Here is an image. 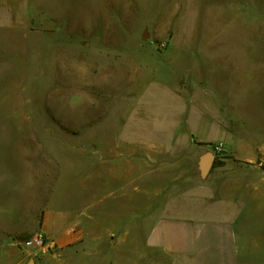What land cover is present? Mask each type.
I'll use <instances>...</instances> for the list:
<instances>
[{"label":"rangeland","instance_id":"1","mask_svg":"<svg viewBox=\"0 0 264 264\" xmlns=\"http://www.w3.org/2000/svg\"><path fill=\"white\" fill-rule=\"evenodd\" d=\"M4 89L13 97V126L3 111L0 205L13 207V238L0 242L13 264H171L149 252L147 240L158 218L196 210L183 207L187 192L140 214L120 200L111 216L104 207L91 213V191L111 182L107 157L120 151L113 141L122 127L183 124L190 111L206 124L208 116L211 142L173 146L198 175L195 194L213 195L206 207L235 175L264 169L237 160L234 150L251 127L264 134V0H0ZM209 155L222 166L204 176ZM175 169L152 172L146 188L178 179ZM47 209L76 213L71 238L46 252L25 247L44 233ZM2 227L11 225L5 219Z\"/></svg>","mask_w":264,"mask_h":264},{"label":"crops","instance_id":"2","mask_svg":"<svg viewBox=\"0 0 264 264\" xmlns=\"http://www.w3.org/2000/svg\"><path fill=\"white\" fill-rule=\"evenodd\" d=\"M3 111L9 112L4 121L9 122L8 126L12 127L13 97L7 89L0 92V125L3 122ZM206 118L208 124L204 122L203 115L195 118L194 112L190 111L189 119H185L183 124L177 122L175 125L156 127L151 124L122 127L118 139L113 141L119 144L120 151L112 152L107 157L115 167L111 182L108 181L103 188L91 191V213L104 207L113 216L117 202L128 199L130 207L137 209L140 214L146 207L159 205L157 203L162 198L174 200L170 193L181 190L187 192L181 197V200L186 201L183 207L194 206L196 210H188L178 215L169 214L155 220L147 240L149 252L169 257L171 264H264V169L254 166L248 170L249 177L243 173L235 175L232 183H226L224 190L218 191L220 194L217 193L216 206L211 204L206 207V198L213 195H203L201 198V195L195 194L194 178L198 175L186 171L184 160L187 158L174 150L173 144L188 143L194 138L199 143H210L209 136H205V131L208 133L210 127V120L208 116ZM200 128L203 130H199ZM222 135V138H228L226 130ZM250 135L249 139L236 138L235 158L251 164L264 162V134L251 127ZM246 144H249V151H244ZM178 160L180 162H176ZM175 168L181 171L178 179L172 174L168 176L169 180L146 188V177L152 172L166 174ZM243 171L246 172L240 170ZM119 184L123 189L122 195L117 194ZM179 185L182 187L177 188ZM140 192L143 193L142 199ZM147 193H151V199H147ZM200 199L201 207L198 205ZM108 200L111 201L110 204ZM197 200L199 201L196 202ZM48 205L47 203L46 207ZM11 206L0 205V241L13 238ZM78 207L80 204L74 207L75 212ZM164 207L175 205L170 203ZM75 215L76 213L72 215L66 211L45 210L42 232L55 244L65 242L71 238L70 233L74 228L72 224L77 223ZM92 216L96 217L97 214H91ZM5 219L11 225L9 230L2 227ZM76 236L79 233L74 231L73 238ZM0 264H13V253L3 248L1 242Z\"/></svg>","mask_w":264,"mask_h":264},{"label":"built area","instance_id":"3","mask_svg":"<svg viewBox=\"0 0 264 264\" xmlns=\"http://www.w3.org/2000/svg\"><path fill=\"white\" fill-rule=\"evenodd\" d=\"M54 245V241L49 239L44 233L36 234L30 240L25 242V247L43 252L50 251L54 248Z\"/></svg>","mask_w":264,"mask_h":264},{"label":"water","instance_id":"4","mask_svg":"<svg viewBox=\"0 0 264 264\" xmlns=\"http://www.w3.org/2000/svg\"><path fill=\"white\" fill-rule=\"evenodd\" d=\"M213 164H214V156L209 155L202 163V173L204 176H206L210 172L211 168L213 167ZM31 264H35V263L32 262Z\"/></svg>","mask_w":264,"mask_h":264},{"label":"trees","instance_id":"5","mask_svg":"<svg viewBox=\"0 0 264 264\" xmlns=\"http://www.w3.org/2000/svg\"><path fill=\"white\" fill-rule=\"evenodd\" d=\"M219 166H222V163H218L217 161H215L214 164H213V168H216V167H219Z\"/></svg>","mask_w":264,"mask_h":264}]
</instances>
